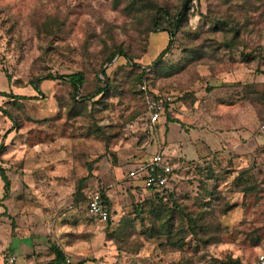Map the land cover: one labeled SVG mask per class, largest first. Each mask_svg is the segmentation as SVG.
Listing matches in <instances>:
<instances>
[{
  "label": "rangeland",
  "instance_id": "rangeland-1",
  "mask_svg": "<svg viewBox=\"0 0 264 264\" xmlns=\"http://www.w3.org/2000/svg\"><path fill=\"white\" fill-rule=\"evenodd\" d=\"M131 1L0 0V92L27 97L0 93V171L12 178L8 200L0 189V249L8 206L9 216L41 223L53 245L77 247L89 264H254L264 253V146L179 161L172 197L156 210L127 169L162 151L165 138L190 139L189 159L215 147L210 124L194 119L179 134L165 125L167 111L223 122L235 115L238 134L264 137V0H192L159 69L147 67L168 34L149 33L150 2L174 12L182 0ZM117 49L140 66L108 61ZM101 68L109 90L91 97L104 83ZM77 71L85 83L74 101L62 79H43V95L32 86ZM146 94L163 100L160 124L147 122ZM94 191L108 198V222L86 214ZM15 257L21 264L20 247Z\"/></svg>",
  "mask_w": 264,
  "mask_h": 264
},
{
  "label": "crops",
  "instance_id": "crops-1",
  "mask_svg": "<svg viewBox=\"0 0 264 264\" xmlns=\"http://www.w3.org/2000/svg\"><path fill=\"white\" fill-rule=\"evenodd\" d=\"M207 118L200 119V118H189L185 114L180 113H172V117L176 118L179 122H172V124L178 125V133L182 130L187 131L189 126L193 125L194 119H198L199 121H203V124L208 125L210 124L215 132H218V139L215 141V147H210L203 145V149L201 152H198L197 158H188L187 153L189 152H183L185 150L186 144H191L192 147L194 146V143L190 139L183 138V141H180L179 139H167L165 138L162 141V153L165 154L168 158L175 160L178 164L177 169L180 168L179 161L182 160H197L202 157H206L211 155L212 153H215L217 151L223 150V148L230 149L231 152L237 153V152H243L248 147H257V146H264V137L262 136H252V133L245 132V134H238L237 130H235L233 127H231L233 124H236L237 119L235 118V115H232L234 117V120H230L229 122H223L221 115H215V114H207ZM162 116V115H161ZM160 116V117H161ZM236 119V120H235ZM169 121H167V118H165V125H167ZM160 124V122H159ZM223 134V136L219 135ZM186 134H182L181 138L184 137ZM179 138V137H178ZM246 140L245 146L243 144V141ZM252 142V143H251ZM188 146V145H187ZM251 148V149H252ZM1 156L0 158H2ZM4 158V157H3ZM138 163V162H137ZM133 163L130 165V167L127 169V171L133 167L135 164ZM9 182L12 180L11 177L8 176L9 172L3 171ZM1 178V176H0ZM2 180V178H1ZM3 182V180H2ZM4 185V182H3ZM3 189V186L1 187V181H0V189ZM10 191H8L7 197L5 199H9L10 197ZM6 207V203L3 204ZM22 206V204H21ZM3 207V206H2ZM8 207V206H7ZM6 207V217L4 215L3 218H6V223L11 224L10 232L7 233L9 239L7 240L6 247L0 249V264H9L8 258L10 256L15 257V250L20 247V252L23 256V261L21 264H61L62 261L57 262L55 260V254L53 251L52 246H55L52 244L53 240H50L49 235L45 231L44 226L40 223L37 224L36 222H33L35 220L31 219L30 223L27 222V217L25 216L20 217L18 214H11L9 216L8 208ZM15 210V208H12ZM10 210V207H9ZM18 210V209H17ZM15 210V211H17ZM4 211V210H3ZM86 214L88 217L92 218L93 220H96L100 223H105L108 221H102L97 218H94L90 216L87 212V206H86ZM15 216V217H14ZM11 217V218H10ZM13 217V219H12ZM1 220V218H0ZM24 222H26V229H23ZM39 225V226H38ZM14 226V227H13ZM16 240V242H15ZM59 251H61L64 255H68L71 259V264H89L88 259H82V256H79L78 251H80L77 247L69 248V247H61L56 245L55 246ZM78 252V253H77ZM16 263V257L13 263Z\"/></svg>",
  "mask_w": 264,
  "mask_h": 264
},
{
  "label": "trees",
  "instance_id": "trees-1",
  "mask_svg": "<svg viewBox=\"0 0 264 264\" xmlns=\"http://www.w3.org/2000/svg\"><path fill=\"white\" fill-rule=\"evenodd\" d=\"M137 1L141 2L140 0H132L130 3L134 4ZM144 1H149V0H143V2ZM191 1L192 0H182L180 9L177 10V11H174V12H171L165 6H160L158 3H155L153 1L150 2V7H151V14H150L151 28L149 30V33L157 32V31H165L168 34V42H167L166 46L164 47V49L156 56V58L149 64V66L147 68L156 67L160 63V60H161L162 56L164 55V53H166L167 50L170 48L172 40L176 36V32L182 26L183 21L186 20V11L189 8L188 7V3H190ZM148 43H149V39H148ZM148 43H147L145 49L142 50V54L146 53V48L148 46ZM116 56L123 57L125 59L127 65H132V66H137V67L140 66V64H136L135 62H133L134 58L130 57L122 49L113 50L109 54L107 60L111 61ZM158 66H157V68L159 69L161 67V65L159 64ZM2 72H4V71L2 70ZM141 73H145V71L142 70ZM99 74L101 75V79L103 80L104 83H103L102 87L98 88L95 92H93L91 94V97H95L97 95H105L108 92V90H109V84H108L109 83V78L106 76V73L103 70V68H101L99 70ZM5 76H6L7 82H10V78H9V76L6 73H5ZM43 79H62L63 81L67 82L72 88V92H73L72 99H73V101L75 100L74 99L75 95L78 94L79 89L85 83V75H84L83 71H77V72H74V73H71V74H68V75H65V76H57V75L56 76H52L51 74H48V75H46L43 78L38 77V78L35 79V81L32 82L33 88L36 90V92H38L41 95H43V93H41V91H40V83H41V81ZM140 82H141V80H140ZM0 93L5 95V96L11 97V98H15V99L16 98L17 99L27 98L26 96H23V95H14L11 92H8V93L0 92ZM84 99H86V98H84ZM145 107H146V103H145ZM0 110H2L1 106H0ZM165 111H166V109H165ZM167 121H169V122H179L176 118L171 117L170 113L168 111H167ZM171 162L175 163L176 161L171 159ZM0 174H1V178H2V180L4 182V185H3V197L5 198L8 195L10 182H9V180L7 179V177L5 176V174L2 171H0ZM84 181H85V178H83V179L78 181V185L76 186L75 192H74V197L76 199H78V196H81V185L83 184ZM100 194H101V197L104 200V203L109 207L108 198L105 196L104 193H100ZM168 197H169V200H170L171 197H172V194L169 193ZM148 202H149L148 208L152 209V210H156L159 207L166 205V200H164L163 197H159L156 194H154V196L152 195V198H150L148 200ZM87 204H88V197L86 198V206H87ZM110 215H111V211H110ZM110 215H109V218H108L107 221L110 220ZM53 251H54V254H55V260H57V262L64 260V255H63V253L61 251H59L56 247H53ZM233 264H241V263L238 260H233Z\"/></svg>",
  "mask_w": 264,
  "mask_h": 264
},
{
  "label": "built area",
  "instance_id": "built-area-1",
  "mask_svg": "<svg viewBox=\"0 0 264 264\" xmlns=\"http://www.w3.org/2000/svg\"><path fill=\"white\" fill-rule=\"evenodd\" d=\"M142 90H145L142 87ZM146 115L149 125L159 123V118L165 112L163 100L154 96L145 95ZM260 130L264 133V124L260 126ZM178 167L177 163H172L162 151H157L148 160L138 162L127 171V176L135 181L140 182L144 190L152 192L163 197L166 200L169 194H166L167 186L175 179V171ZM87 212L90 216L102 221H107L110 215L109 207L104 203L101 194L98 191L92 192L88 196ZM15 257L10 256L8 263L11 264ZM61 264H71L68 255L64 257ZM254 264H264V253L258 256Z\"/></svg>",
  "mask_w": 264,
  "mask_h": 264
}]
</instances>
